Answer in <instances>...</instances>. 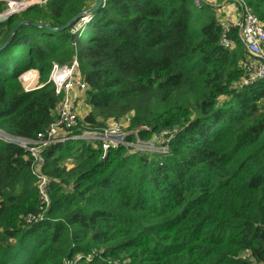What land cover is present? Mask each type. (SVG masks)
I'll return each mask as SVG.
<instances>
[{
	"label": "trees",
	"instance_id": "trees-1",
	"mask_svg": "<svg viewBox=\"0 0 264 264\" xmlns=\"http://www.w3.org/2000/svg\"><path fill=\"white\" fill-rule=\"evenodd\" d=\"M195 1L105 0L67 29L15 32L0 53V130L35 139L49 128L53 62L77 58L89 111L74 134L124 120L128 141L173 139L160 154L51 145L45 204L27 150L0 138V264H264V79L242 85V41L224 47L215 7ZM244 1L264 27V0ZM96 2L31 6L0 22V46L19 21L59 28ZM31 69L42 85L26 91Z\"/></svg>",
	"mask_w": 264,
	"mask_h": 264
},
{
	"label": "built area",
	"instance_id": "built-area-1",
	"mask_svg": "<svg viewBox=\"0 0 264 264\" xmlns=\"http://www.w3.org/2000/svg\"><path fill=\"white\" fill-rule=\"evenodd\" d=\"M49 0H0V22L7 20L15 14H20L31 6H44ZM105 1V0H104ZM203 0H196L201 4ZM237 4L240 15L237 19H230L226 22L218 15L222 22L221 43L224 47L234 49L237 45L236 37L244 45L248 58L242 62L245 76L242 78V85L264 79V27L257 15L252 12L244 0H228ZM216 7V6H215ZM86 19V18H85ZM85 21L84 18H81ZM77 29H72L75 32ZM235 31V36L232 35ZM38 71V70H37ZM35 69L28 70L21 74L20 81L26 91L41 87L40 76ZM50 80L55 86V92L61 97L57 108V118L49 128L37 135L35 139L25 137H13L0 130V138L13 142L27 150L30 159L33 161L34 172L38 178L40 197L45 204L50 202L49 180L42 173V165L45 162L43 152L51 145L66 142L71 139H87L99 141L103 151L125 146L131 152L140 153H166L169 150V143L173 134L163 130L155 134L153 139L142 140L136 134L134 140H127V131L123 129L126 121L111 120L107 127L101 132H89L83 130L74 134L73 130L79 124L78 108L81 97L87 90L80 64L77 58L67 64L53 62L50 72ZM28 82V83H27ZM127 129V128H126Z\"/></svg>",
	"mask_w": 264,
	"mask_h": 264
},
{
	"label": "water",
	"instance_id": "water-1",
	"mask_svg": "<svg viewBox=\"0 0 264 264\" xmlns=\"http://www.w3.org/2000/svg\"><path fill=\"white\" fill-rule=\"evenodd\" d=\"M104 0H98L97 3L89 8L88 10H85L84 12L78 14L76 17H74L71 21H69L67 24L59 27V28H54L51 25L44 23V22H34V21H28V20H22L19 21L17 23V25L13 28L12 32L10 33V35L8 36L7 40L0 46V53L6 49L12 42V38L15 34V32L18 30V28L23 25V24H32L36 27H40V28H45L49 31H54V32H58L64 29H67L68 27H70L76 20H78L79 18H86L88 15L92 14L94 11H96L101 5H103Z\"/></svg>",
	"mask_w": 264,
	"mask_h": 264
},
{
	"label": "crops",
	"instance_id": "crops-1",
	"mask_svg": "<svg viewBox=\"0 0 264 264\" xmlns=\"http://www.w3.org/2000/svg\"><path fill=\"white\" fill-rule=\"evenodd\" d=\"M216 9L217 15H220L224 22L230 19H237L240 15L238 6L233 1L228 0H208Z\"/></svg>",
	"mask_w": 264,
	"mask_h": 264
},
{
	"label": "rangeland",
	"instance_id": "rangeland-1",
	"mask_svg": "<svg viewBox=\"0 0 264 264\" xmlns=\"http://www.w3.org/2000/svg\"><path fill=\"white\" fill-rule=\"evenodd\" d=\"M95 1H98V0H95ZM97 3V2H96ZM93 5V4H92ZM87 19V18H86ZM85 18H84V20H86ZM37 71V70H36ZM38 72V71H37ZM38 74H39V72H38ZM88 109L86 108V107H84V105H83V102H82V100L80 101V105H79V108H78V119H79V121H82L84 118H85V116L87 115V113H88ZM110 122V121H109ZM127 125H128V123L126 122V123H124V125H123V129L125 130V132H126V128H127ZM64 164L66 165V166H68V167H72L73 166V160H71V159H65L64 160Z\"/></svg>",
	"mask_w": 264,
	"mask_h": 264
}]
</instances>
